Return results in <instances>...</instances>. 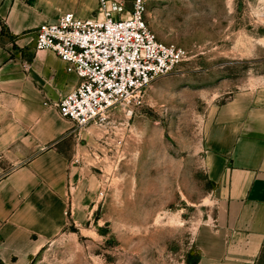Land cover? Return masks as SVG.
I'll list each match as a JSON object with an SVG mask.
<instances>
[{
  "label": "rangeland",
  "instance_id": "rangeland-1",
  "mask_svg": "<svg viewBox=\"0 0 264 264\" xmlns=\"http://www.w3.org/2000/svg\"><path fill=\"white\" fill-rule=\"evenodd\" d=\"M156 37L188 52L130 118L77 128L66 230L32 264H195L222 196L205 137L233 92L264 90V0H149ZM29 54H34L31 43ZM260 91V90H259ZM70 153V152H68ZM71 154V153H70ZM255 264H264V248Z\"/></svg>",
  "mask_w": 264,
  "mask_h": 264
},
{
  "label": "crops",
  "instance_id": "crops-1",
  "mask_svg": "<svg viewBox=\"0 0 264 264\" xmlns=\"http://www.w3.org/2000/svg\"><path fill=\"white\" fill-rule=\"evenodd\" d=\"M98 0H0V264H32L67 228L78 168L77 129L55 104L80 79L48 51L29 54L37 28ZM4 32L2 33V30ZM260 90V91H259ZM233 92L205 137L204 163L222 196L197 264H255L264 248V90ZM70 152V153H68Z\"/></svg>",
  "mask_w": 264,
  "mask_h": 264
},
{
  "label": "built area",
  "instance_id": "built-area-1",
  "mask_svg": "<svg viewBox=\"0 0 264 264\" xmlns=\"http://www.w3.org/2000/svg\"><path fill=\"white\" fill-rule=\"evenodd\" d=\"M87 19L66 13L36 30L35 50L56 55L79 86L55 106L75 127L104 126L115 111L142 108L148 88L188 60V52L159 40L146 20L149 0H98Z\"/></svg>",
  "mask_w": 264,
  "mask_h": 264
},
{
  "label": "trees",
  "instance_id": "trees-1",
  "mask_svg": "<svg viewBox=\"0 0 264 264\" xmlns=\"http://www.w3.org/2000/svg\"><path fill=\"white\" fill-rule=\"evenodd\" d=\"M4 30H5V29L2 30V33L4 32ZM198 261H199V259H198ZM198 261H197V262H198ZM197 262H196L195 264H197Z\"/></svg>",
  "mask_w": 264,
  "mask_h": 264
}]
</instances>
